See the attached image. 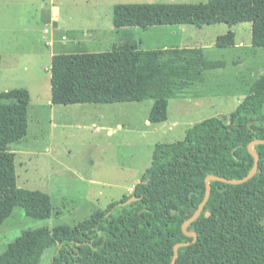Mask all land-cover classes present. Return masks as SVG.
<instances>
[{"label": "trees", "instance_id": "trees-1", "mask_svg": "<svg viewBox=\"0 0 264 264\" xmlns=\"http://www.w3.org/2000/svg\"><path fill=\"white\" fill-rule=\"evenodd\" d=\"M251 24V45L264 48V0H209L199 4H116L115 28ZM217 48L235 46V35L218 36ZM224 67L202 48L142 50L136 45L111 51L53 55L51 104H116L152 100L150 124L168 119V105L206 72ZM30 95L26 89L0 93V226L14 208L44 220L52 215L51 198L17 185L13 144L28 133ZM264 140V74L250 86L230 119H205L174 143H158L151 165L132 193L136 201L111 203L69 227L23 232L0 254V264H40L56 248L51 264H264V144L252 150L258 172L239 185L210 182L200 216L186 231L182 225L202 203L208 176L228 180L246 177L254 165L248 146ZM206 213L209 216H206Z\"/></svg>", "mask_w": 264, "mask_h": 264}, {"label": "rangeland", "instance_id": "rangeland-1", "mask_svg": "<svg viewBox=\"0 0 264 264\" xmlns=\"http://www.w3.org/2000/svg\"><path fill=\"white\" fill-rule=\"evenodd\" d=\"M57 8L60 21L45 26L41 4ZM209 0H0V54L8 67L0 75V92L26 89L30 95L28 133L13 144L17 185L39 190L51 198L52 215L39 220L20 207L0 226V254L23 232L38 228L72 227L95 211L129 196L151 165L158 143H174L187 129L209 118L229 120L264 74V48L251 45V24L233 26H159L115 28L116 4H199ZM48 12L45 13V15ZM47 18V16L45 17ZM186 29V34L180 30ZM183 36L189 47H202L209 60L224 67L206 72L169 101L168 119L150 124L153 101L116 105H52V55L111 51L136 45L142 50L174 45ZM233 32L235 46L217 48L218 36ZM64 38V39H63ZM177 43V42H176ZM178 45V44H176ZM120 205V203H119ZM56 248L43 254L51 264Z\"/></svg>", "mask_w": 264, "mask_h": 264}, {"label": "water", "instance_id": "water-1", "mask_svg": "<svg viewBox=\"0 0 264 264\" xmlns=\"http://www.w3.org/2000/svg\"><path fill=\"white\" fill-rule=\"evenodd\" d=\"M259 144H264V140H255L253 141L252 143L249 144L248 146V150L250 152V154L254 157V165L252 167V170L250 171V173L240 179V180H228V179H225V178H220V177H216V176H208L206 179H205V186H206V191H205V196H204V199L202 201V203L199 205L198 209L196 210V212L182 225V230L183 232L185 233L186 236L188 237H193V241L192 243H194L196 241V234L194 233H188L186 231L187 227L192 224L193 222H195L197 220V218L200 216L205 204L207 203V200L209 198V195H210V191H211V188H210V182L211 181H219V182H222V183H225V184H230V185H239V184H243L247 181H249L257 172H258V164H259V157L258 155L252 150V148L256 145H259ZM136 201V198L135 197H131L129 200H127L126 202L124 203H120V205H125V204H129V203H132ZM206 216H209L208 213H206ZM190 245V243H182V244H176L174 246V255H173V258H172V261L170 264H175L176 263V260H177V257H178V249L180 247H184V246H188Z\"/></svg>", "mask_w": 264, "mask_h": 264}, {"label": "crops", "instance_id": "crops-1", "mask_svg": "<svg viewBox=\"0 0 264 264\" xmlns=\"http://www.w3.org/2000/svg\"><path fill=\"white\" fill-rule=\"evenodd\" d=\"M41 14L48 12L46 15L45 13L43 14L41 20L45 24V26H53L57 24L60 21V12L57 8L51 7L48 8L47 5L44 4V1L41 4L40 7ZM47 16V18H45ZM168 27H175V26H168ZM181 34H186V29L182 28L180 30ZM174 36L175 43L174 45L168 46L163 45V47L159 49H170V48H178V49H183V48H202V47H189L186 44V41H183V36L180 37V41H178V36L176 32L171 33ZM177 42V43H176ZM178 44V45H176ZM139 48V47H138ZM140 49V48H139ZM204 50V48H202ZM147 50H154V49H147ZM53 56V55H52ZM52 58V57H51ZM208 58V57H207ZM7 57L3 56V54H0V75L3 73V71L8 67V62L6 61ZM217 61V60H214ZM1 93V92H0ZM116 104H122V103H116ZM116 104H106V105H116ZM83 105V104H82ZM92 105V104H91Z\"/></svg>", "mask_w": 264, "mask_h": 264}, {"label": "built area", "instance_id": "built-area-1", "mask_svg": "<svg viewBox=\"0 0 264 264\" xmlns=\"http://www.w3.org/2000/svg\"><path fill=\"white\" fill-rule=\"evenodd\" d=\"M64 39V38H63Z\"/></svg>", "mask_w": 264, "mask_h": 264}]
</instances>
